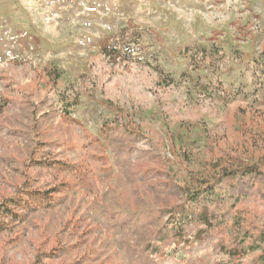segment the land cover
Here are the masks:
<instances>
[{"label":"rangeland","instance_id":"rangeland-1","mask_svg":"<svg viewBox=\"0 0 264 264\" xmlns=\"http://www.w3.org/2000/svg\"><path fill=\"white\" fill-rule=\"evenodd\" d=\"M243 162L264 174V0H0V206L60 191L0 264H264L260 173L158 242L184 189Z\"/></svg>","mask_w":264,"mask_h":264},{"label":"trees","instance_id":"trees-1","mask_svg":"<svg viewBox=\"0 0 264 264\" xmlns=\"http://www.w3.org/2000/svg\"><path fill=\"white\" fill-rule=\"evenodd\" d=\"M58 77L56 78L58 79ZM72 104L68 103V105ZM259 173L263 178V172H260V170L257 171L252 162L238 163L234 168H226L223 170L222 174L215 180H203V185L196 190L184 189V202L166 212V222L159 230L161 234L158 242L173 241L176 244H181L193 240V234L189 232V228L187 229V227L195 222L204 224L205 228L207 225H210L211 215L207 204L220 198L221 189L218 183L226 181L228 183L229 193L236 200H239L241 195L258 188L257 182H259V177L257 175ZM56 193H60V191L20 189L16 196L11 198V201L14 202L9 203L8 200H5L0 206V232L7 229L9 223H11L10 221L23 218L26 212H20V209L30 210L33 208V205L45 204L51 206L56 203L60 199V196L56 195ZM205 228H202L201 231H204ZM254 240L260 245H263L264 232L257 234ZM243 244L244 242L242 244L240 243L242 250L246 248V246L243 247ZM256 249H259V247L253 246V250ZM237 251L240 252L241 250Z\"/></svg>","mask_w":264,"mask_h":264}]
</instances>
